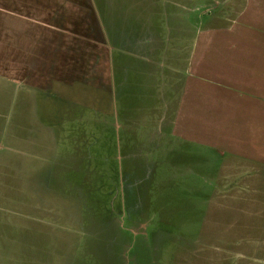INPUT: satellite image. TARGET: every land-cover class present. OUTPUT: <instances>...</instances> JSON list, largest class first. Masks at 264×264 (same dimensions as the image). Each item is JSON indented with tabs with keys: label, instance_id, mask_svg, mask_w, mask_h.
Listing matches in <instances>:
<instances>
[{
	"label": "rangeland",
	"instance_id": "1",
	"mask_svg": "<svg viewBox=\"0 0 264 264\" xmlns=\"http://www.w3.org/2000/svg\"><path fill=\"white\" fill-rule=\"evenodd\" d=\"M150 9L160 42L183 48L176 72L161 61L156 75L139 73L133 59L125 70L114 51L112 92L96 91L94 107L85 100L75 146L60 141L42 178L24 177L43 169L41 148L35 158L20 143L39 142L30 120L1 115L0 204L48 190L43 212L65 234L33 243L64 255L49 264H264V41L263 55H243L263 74L241 68L236 51L238 19L264 39V0H150ZM24 213L0 226V264H24ZM72 221L79 228L68 232Z\"/></svg>",
	"mask_w": 264,
	"mask_h": 264
},
{
	"label": "crops",
	"instance_id": "2",
	"mask_svg": "<svg viewBox=\"0 0 264 264\" xmlns=\"http://www.w3.org/2000/svg\"><path fill=\"white\" fill-rule=\"evenodd\" d=\"M147 1L150 2L0 0V116H27L31 129H26L36 132L39 142L34 144L26 137L20 143L35 158L34 149L42 150L40 163L43 169L28 168L24 177L42 178L54 173L56 166H52L56 163V147L60 141L67 140L70 147L75 146L77 135L74 126L79 120V110L87 106L85 100L94 107L99 95L96 91L100 94L112 92L114 51H117L116 58L120 60L121 67L125 66L123 59L124 62L133 59L138 63L139 73H142L141 67L148 66L152 67L154 76L159 62L166 61L168 71L176 72L171 65L182 60L183 48H169L160 42L152 22L154 12L150 9L151 12L145 14L143 10ZM236 24V51L242 58L238 63L251 73L263 74L258 69L253 70L254 67L243 56L250 58L254 52L263 55V36H257L254 27L243 25L239 19ZM84 88L89 90L81 94ZM38 100L39 109L36 108ZM39 113L43 117H38ZM15 119L13 117L11 123L14 129ZM65 126L66 134L61 133ZM16 141L14 137L13 147ZM25 162L31 161L26 159ZM47 191L40 194L31 189L29 204L17 202L18 196H15V203L10 202L6 208L0 204V226L7 221L9 229L17 221L13 216L15 209L16 212H25L20 218L28 225L31 234L26 232L20 238L21 243H25L20 255L24 264H49L48 259L64 256L59 250L50 251L48 247L39 252L33 248L37 241L57 245L65 241L60 225L56 221L50 222V213L43 212L49 210L48 204L54 201L51 197L49 200ZM34 215L38 217L37 222L33 221ZM67 226L68 232H72L75 227L79 228V223L72 221ZM34 228L37 237L32 235ZM11 238H8L10 244L17 241ZM14 256L16 258V253L10 247L8 257L13 259Z\"/></svg>",
	"mask_w": 264,
	"mask_h": 264
}]
</instances>
